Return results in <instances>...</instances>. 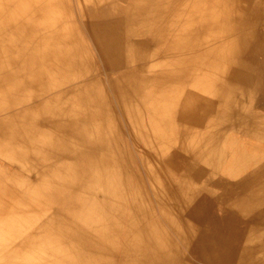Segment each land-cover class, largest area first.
<instances>
[{"label": "bare ground", "instance_id": "1", "mask_svg": "<svg viewBox=\"0 0 264 264\" xmlns=\"http://www.w3.org/2000/svg\"><path fill=\"white\" fill-rule=\"evenodd\" d=\"M263 69L264 0H0V196L75 240L26 262H260Z\"/></svg>", "mask_w": 264, "mask_h": 264}, {"label": "rangeland", "instance_id": "2", "mask_svg": "<svg viewBox=\"0 0 264 264\" xmlns=\"http://www.w3.org/2000/svg\"><path fill=\"white\" fill-rule=\"evenodd\" d=\"M262 72L264 75V69ZM10 208H13V211L9 210ZM28 210L27 205L23 203H15L11 198L9 199L8 197L0 196V264H30L26 262L28 260V251H25V249H27V245L23 246V240L25 236L29 237L32 235V232H35V235L32 236H35V239L40 242H48V238L51 236V239L54 237H62L64 241L69 240L70 243L65 241L67 245L74 244L75 240L71 239L73 236L69 233L71 225L70 222L65 219L67 221L66 222L55 212V210L47 208L38 210V208L35 207L31 208L30 211ZM49 229L51 230L49 231ZM199 237L200 233L198 238ZM70 239L73 242H71ZM234 239L237 240L238 243L237 245L230 247H232L238 255L244 247L243 245H240V243L245 241L246 234L241 233V235H235ZM71 250L78 251L76 256H78V259H82L84 261L91 259V255L96 253L83 250L80 245H76L74 248L69 247L66 249V251ZM188 251L189 257L191 259L194 258L192 259L193 264H213L196 253L193 245L189 246ZM30 252L31 251L29 250L28 255L31 254ZM51 257L52 256H48L44 261L37 264H66L60 260L53 262L51 261ZM257 264H264V256H261V260Z\"/></svg>", "mask_w": 264, "mask_h": 264}]
</instances>
